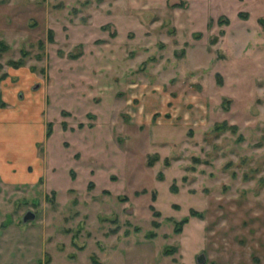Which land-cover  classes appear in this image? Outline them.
Masks as SVG:
<instances>
[{"label": "rangeland", "instance_id": "rangeland-1", "mask_svg": "<svg viewBox=\"0 0 264 264\" xmlns=\"http://www.w3.org/2000/svg\"><path fill=\"white\" fill-rule=\"evenodd\" d=\"M0 264H264V0H0Z\"/></svg>", "mask_w": 264, "mask_h": 264}, {"label": "water", "instance_id": "water-1", "mask_svg": "<svg viewBox=\"0 0 264 264\" xmlns=\"http://www.w3.org/2000/svg\"><path fill=\"white\" fill-rule=\"evenodd\" d=\"M34 218H35V214H34L33 212H31V211H28V212L26 213V215L24 216V221L32 220V219H34ZM202 260H203V258L200 257V258H199V261H202Z\"/></svg>", "mask_w": 264, "mask_h": 264}, {"label": "trees", "instance_id": "trees-1", "mask_svg": "<svg viewBox=\"0 0 264 264\" xmlns=\"http://www.w3.org/2000/svg\"><path fill=\"white\" fill-rule=\"evenodd\" d=\"M15 65H18V63H15Z\"/></svg>", "mask_w": 264, "mask_h": 264}]
</instances>
